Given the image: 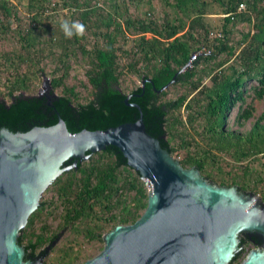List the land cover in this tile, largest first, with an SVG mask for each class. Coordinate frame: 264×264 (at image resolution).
<instances>
[{
  "label": "rangeland",
  "instance_id": "rangeland-1",
  "mask_svg": "<svg viewBox=\"0 0 264 264\" xmlns=\"http://www.w3.org/2000/svg\"><path fill=\"white\" fill-rule=\"evenodd\" d=\"M252 1L246 0V3ZM78 2L80 6L74 8L71 0H0V5L5 3L10 11L9 15H5L0 8V100L9 103L13 96H37L50 90L57 96L62 95L64 87H67L74 89L73 102L85 103L91 89L88 76L95 63L94 50L104 48L105 45L103 33L106 29L103 25L92 23L101 21L108 12H112L111 5L114 3L121 7L123 14L126 13L123 5L127 4L129 15L146 19L152 16L159 25L166 18H170L173 23L181 20L185 23V30L198 13L201 15L200 23L194 26V41L191 40L194 48L190 55L194 49L205 47L206 50L199 56L193 68H190L194 72L193 78L184 83H172L160 96L161 102L172 101L178 97L186 98L183 106L169 112L167 116L166 139L174 149L172 156L179 162L193 159L200 161L203 165L201 176L212 184L234 186L245 194L252 192L264 203V143H261V139H264V121L254 128L263 110L264 99L258 97L253 90L257 81L246 80L243 88L244 102L238 103L227 114L224 130L244 138L238 146L220 150L213 133L208 130L207 119L201 114L203 105L206 104V90L211 87L213 77H232L241 72L244 67L242 53L250 58V62L264 65V48L260 46V60L256 62V44L252 43L253 46L248 47L252 35L257 33L256 27L261 23L264 0L258 1L255 8L243 0L242 12L245 14L227 23L224 22V8L216 0H198V4L187 3L185 6H178V9L164 4L163 0ZM84 3L98 9L89 17L88 22H83L80 16L85 8ZM113 16L120 21L126 18V15L117 16L115 13ZM65 22L70 25L74 22L82 23L83 33L65 36L62 29ZM30 28L33 30L27 36ZM115 40L120 71L118 87L124 93H130L141 85L142 75H151L148 66L151 63L143 59L141 53L136 54V35L127 33ZM222 44L226 45V49L218 51L215 47H221ZM208 49L212 51V56ZM154 62L159 66V60ZM129 65L135 66L136 71H132ZM185 70L186 68L182 71ZM61 77L62 85L52 86L53 80ZM194 85H197V89L193 88ZM187 103L189 108L186 107ZM239 108L251 112L247 120H240L241 124L236 120ZM253 130V139L249 143L245 140L249 139ZM232 142L236 143V140ZM252 143H255L256 148H261L262 152L243 156ZM88 162L89 159L84 160L83 165ZM185 167L194 166L186 164ZM134 174L133 170L120 169L117 173L118 183L114 185L119 189L113 190L108 200L91 201L92 209L73 216L71 220L66 219L68 206L59 190L66 175H60L58 178L61 181L56 184L53 182L42 193L39 200L42 205L33 212L35 214L31 225L27 223L22 231V246L41 236L44 242L37 246L34 253L38 256L51 243L50 239L62 232L45 255L42 264H83L103 248L104 242L95 235L103 236L114 225L123 224L120 219L133 206L134 191L127 188V183ZM141 182L147 193L148 186L144 180L141 179ZM251 249V245H246L232 264H240Z\"/></svg>",
  "mask_w": 264,
  "mask_h": 264
},
{
  "label": "water",
  "instance_id": "water-1",
  "mask_svg": "<svg viewBox=\"0 0 264 264\" xmlns=\"http://www.w3.org/2000/svg\"><path fill=\"white\" fill-rule=\"evenodd\" d=\"M146 82L151 80H142V89ZM138 110L136 121L105 130L71 133L61 118L26 132L0 128V264H42L62 232L42 255L24 259L20 231L49 185L108 146L118 148L127 165L150 182L147 204L133 223L104 234L102 250L83 264H230L243 251L239 234L264 235V203L257 195L214 185L197 168L183 167L146 131ZM240 264H264V250H250Z\"/></svg>",
  "mask_w": 264,
  "mask_h": 264
},
{
  "label": "trees",
  "instance_id": "trees-1",
  "mask_svg": "<svg viewBox=\"0 0 264 264\" xmlns=\"http://www.w3.org/2000/svg\"><path fill=\"white\" fill-rule=\"evenodd\" d=\"M163 1L164 4L176 7L177 9L178 6H185L187 3L198 4V0H173V3L169 0ZM216 1L224 8L225 14H230L224 17V22L226 23L245 14V12L237 10L238 4L243 0ZM258 1L261 0H253L251 3H246L245 0V3L255 8V4ZM71 4L74 8L80 6L78 0H71ZM125 5H123V11L125 10L126 13L123 14L121 7L117 3H114L111 5L112 12H108L101 21H94L92 23L103 25L106 29L103 33L105 45L104 48H96L94 50L95 63L90 70V76H88L91 89L89 98H87L85 103L73 102L74 89L67 87H64L62 95L57 96L53 95V91L51 90L50 100L47 96H23L21 94L13 96L9 103L0 100V128L4 127L11 132H26L34 126L46 127L54 125L57 123L58 118H61L71 133H76L83 129L90 131L105 130L122 123L136 121L139 117V108L142 112V121L146 131L157 138L161 146L172 154L174 149L166 139L167 116L169 112L183 106L186 98L178 97L172 101L161 102L160 96L164 91L158 92V90L167 84L188 62L190 53L194 48L191 45V40L194 41V26L200 23L201 15L195 14L196 17L190 20V24L187 26L188 29L185 30V23L181 20L179 23H173L171 22L172 20H169L170 18H166L164 23L159 25L152 19L149 13V19L131 16L128 14L127 4ZM84 7L80 16H82L83 22H88L89 17L96 13L98 9L93 6L89 7L87 3H84ZM0 8L4 10L5 15H9L10 11L5 3L4 5L1 4ZM261 12V23L256 27L257 33L252 35L251 44L249 43L248 46L251 48L253 46L252 43L256 44V53L254 55L256 62L260 60V46L264 48V5L261 8ZM113 13L117 14V16L126 15V18L120 21L113 16ZM32 30V28L28 30L27 36ZM127 33L136 35V54L141 53L143 59L151 63L148 65L151 69V75L141 76V81L148 78L151 80V83L146 82L143 89L140 85L130 93H124L118 87L120 71H118L116 55L118 50L115 47V39L119 36L124 37ZM148 34L151 36L148 37ZM215 48L218 51H223L226 49V45L222 44L221 47L216 46ZM212 55L211 51L210 56ZM241 58L244 62L241 72H237L232 77L219 78L218 76H214L211 87L206 90V104L203 105L201 114L207 119L208 130L213 133L212 135L220 150L231 146H238L244 140L242 136L224 130V125L228 117L227 114L238 103L242 104L244 102L243 88L246 80L257 81V86H254L253 90L258 97L264 99V65H256L250 62V58L243 56V53ZM155 60H159V66L154 62ZM129 68L132 71H136L135 66L129 65ZM193 76V69H186L175 76L173 83L187 82ZM62 78L54 79L52 86L62 85ZM193 88L197 89V85H194ZM127 96H130L127 101L128 104L125 103ZM187 106L189 108L188 103L186 104ZM250 115L251 112L249 110L239 108L236 116L238 124H241L240 120H247ZM261 121H264V107L254 128ZM251 133L249 139L245 140L249 143L253 139L254 130ZM233 140H236V143H233ZM261 143H264V139H261ZM254 152H262V149L256 148L255 143H252L247 148L246 153H243V156ZM95 156L97 159H94ZM71 163L72 160H69L65 165H70ZM180 164L183 167L186 164H191L199 171L203 169L201 162L194 159L180 161ZM120 169L133 170L127 165L126 159L119 152L118 148L108 146L103 151L92 153L86 165H83V162L78 163L77 169H71L62 173L61 176L66 175V180L62 182L63 185L60 186L59 190L60 196L65 198V203L68 206L66 209V219L71 220L73 216H79L85 210L92 209L93 205L91 201L102 202L108 200L109 194L113 190L119 189V187H115L114 185L118 183L117 173ZM134 173L135 176L127 183V188L134 191L132 198L133 206L127 209V214L120 219V222L123 224H130L138 219L147 204V193L143 188L140 175L136 171ZM78 175L79 177H77ZM60 181L61 178H57L54 184ZM40 204L42 205V203ZM34 214L32 213L29 217L28 225H31L33 222ZM20 233L18 242L22 246L24 236L23 233ZM95 237L103 241L102 235H95ZM55 238L56 236H53L50 242ZM43 242L44 239L39 236L36 241H29L24 245V259L32 258L37 246ZM43 253L44 251L39 254L42 255ZM236 258L237 256L232 259L230 264Z\"/></svg>",
  "mask_w": 264,
  "mask_h": 264
},
{
  "label": "flooded vegetation",
  "instance_id": "flooded-vegetation-1",
  "mask_svg": "<svg viewBox=\"0 0 264 264\" xmlns=\"http://www.w3.org/2000/svg\"><path fill=\"white\" fill-rule=\"evenodd\" d=\"M50 91L47 93H43L40 95H37L39 97L47 96V98L50 100ZM262 215L264 216V206L262 207ZM239 247L240 249H244L246 245H251L253 249H257L260 251L264 250V235L257 232H244L239 234ZM252 250V249H251Z\"/></svg>",
  "mask_w": 264,
  "mask_h": 264
},
{
  "label": "built area",
  "instance_id": "built-area-1",
  "mask_svg": "<svg viewBox=\"0 0 264 264\" xmlns=\"http://www.w3.org/2000/svg\"><path fill=\"white\" fill-rule=\"evenodd\" d=\"M244 5L243 4H240L239 6H238V8H237V10L240 12V11H242L244 8ZM230 14H225L224 15V17L225 16H229ZM202 49H197V50H195L193 53H192V55H190V57H189V60H188V62L186 63V65H185V68L186 69H190V68H193V66L195 65V63H196V61L198 60V58H199V56L200 55H202L203 53H204V50H206L205 49V47H201ZM209 53H210V49H208L207 50ZM145 183H146V186H148V188H149V185L147 184V182L145 181Z\"/></svg>",
  "mask_w": 264,
  "mask_h": 264
},
{
  "label": "clouds",
  "instance_id": "clouds-1",
  "mask_svg": "<svg viewBox=\"0 0 264 264\" xmlns=\"http://www.w3.org/2000/svg\"><path fill=\"white\" fill-rule=\"evenodd\" d=\"M62 29L64 31L65 36L71 37L75 33H83L84 25L79 22H74L73 24H69L67 22L62 24Z\"/></svg>",
  "mask_w": 264,
  "mask_h": 264
},
{
  "label": "bare ground",
  "instance_id": "bare-ground-1",
  "mask_svg": "<svg viewBox=\"0 0 264 264\" xmlns=\"http://www.w3.org/2000/svg\"><path fill=\"white\" fill-rule=\"evenodd\" d=\"M144 181H146V182H147V184H148V183H150L148 180H144Z\"/></svg>",
  "mask_w": 264,
  "mask_h": 264
}]
</instances>
